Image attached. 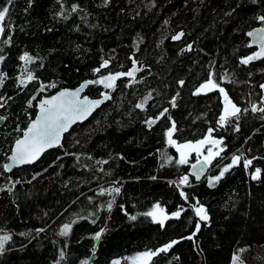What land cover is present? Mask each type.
<instances>
[{
	"label": "trees",
	"instance_id": "trees-1",
	"mask_svg": "<svg viewBox=\"0 0 264 264\" xmlns=\"http://www.w3.org/2000/svg\"><path fill=\"white\" fill-rule=\"evenodd\" d=\"M9 7L10 29L0 38V235L12 239L0 264H132L127 258L173 240L150 264H264V113L251 110L263 97L264 59L240 62L256 51L247 33L264 27L256 19L264 0H13ZM179 31L183 38L172 41ZM25 52L35 58L29 64L20 59ZM132 57L145 66L137 82L117 79L112 98L36 163L3 168L38 99L127 71ZM105 60L108 67L94 72ZM227 71L231 82L223 80ZM28 72L35 79L27 81ZM210 73L242 109L225 125L219 90L195 94ZM103 89L93 84L86 94ZM177 94L175 108L149 126ZM173 121L177 144L203 139L210 128L223 141L203 182L189 175L197 154L177 163L166 135ZM235 155L241 162L210 187ZM243 158L253 160L247 169ZM257 167L261 178L253 180ZM156 204L169 216L163 227L144 215ZM199 205L207 221L196 216ZM64 224L72 226L67 236Z\"/></svg>",
	"mask_w": 264,
	"mask_h": 264
},
{
	"label": "snow or ice",
	"instance_id": "snow-or-ice-1",
	"mask_svg": "<svg viewBox=\"0 0 264 264\" xmlns=\"http://www.w3.org/2000/svg\"><path fill=\"white\" fill-rule=\"evenodd\" d=\"M13 3V0H6V4L4 6H0V38L4 37L6 30L10 29V26L7 24L10 13V5ZM72 11H76V6H73ZM257 20L264 23V15H260L256 17ZM184 33H179L173 37L174 40H179ZM247 35L249 37H254L255 39L252 41L254 44H259V51L249 55L245 58L241 59L242 64H249L251 61L260 59L264 57V27L256 29L252 32H248ZM11 37H8L7 40H4L5 43L10 42ZM191 46H189L190 48ZM4 59L3 56H0V61ZM21 60L25 62V64L31 63L35 58L30 54L25 52L21 57ZM135 63V62H134ZM109 65V61L105 60L100 68L94 69V72L99 73L101 68H107ZM139 69L133 68L128 72H120V73H109L106 76H101L98 80H90L86 81L80 85L79 88L75 90L64 89L58 94L53 95L49 98L43 99L39 102V115L35 120L31 122L29 127L24 130L23 136L20 139H17L15 142L14 149L12 151L11 156L9 157L10 163H6L3 165V168L6 171H11L13 167L24 164L34 163L36 160L40 158V156L49 148H53L60 145L61 138L63 133L68 130V128L76 123L77 120L85 119L94 108L98 107L103 100H90L88 97L81 98L80 92L81 89L85 88L90 84H101L104 85L107 89H113L115 87V82L120 77H134L136 71ZM212 73H210V78L202 83L199 88L196 90L195 94L211 92L214 90H219L221 94H223L224 100V108L223 113L219 118L220 125H225L232 118H239V113H241L242 109L238 107L229 97L226 90L220 86V84L216 83L211 77ZM4 74H0V85L3 83ZM35 79L34 75L31 72L27 73L26 80L31 81ZM25 79H21L20 83L25 84ZM183 84V81H180ZM55 84L51 85H41V90L45 87H55ZM264 89V85L260 86ZM104 99L110 98L107 94H103ZM146 102V101H145ZM31 104V101L29 102ZM174 104V102H173ZM136 107L143 108L144 103L137 104ZM253 112L264 113V107H257L255 105L252 106L251 109ZM167 112V109L164 110ZM243 111H248V109H243ZM161 116L164 115L162 112ZM3 119V117H0ZM156 122L155 119H151L146 121V123L151 126ZM176 131L175 122H172V126L167 130V138L168 143L175 146L177 151L180 153V159L177 161L178 164H187L188 156L191 153L195 152L197 157L203 156V161H199L200 164L199 169H196V165H192L195 170V177L197 180L200 179L201 174L203 173L205 167L211 164L212 160L216 157L220 156L221 152L224 151L222 147H219L223 141L220 139H215L212 136L213 129L208 130V134L201 140L195 142H186L184 144H177L175 140H173V134ZM211 145V147H207V155H204L205 146ZM216 148V151L213 149ZM170 159V158H169ZM242 157L239 155H235L232 157V161L230 164L226 165L219 173V175L215 177H210L208 179V183L210 187L215 186V182L219 181L225 173H227L233 166L240 163ZM106 163V161L104 162ZM253 163L252 159L243 158V166L247 169ZM262 170L260 168H255L252 173V179L258 180L261 178ZM189 181L188 176H183L179 184H187ZM179 186V185H178ZM112 191L119 193V188H114ZM103 194V193H101ZM181 195L187 200V196L185 193L181 192ZM108 209L111 210L112 204L109 203L107 205ZM195 214L199 218L200 221H207L209 219L207 215V210L203 205H199L198 207L194 206ZM180 211L174 212L171 214L172 217H179ZM144 215L149 216L153 219L154 222L159 223L162 227L164 225L165 220L169 219V216L165 214V211L159 204H156L153 209ZM130 219L135 220L136 216H131ZM94 222V221H93ZM71 224H64L60 235L67 236L71 231ZM200 224L197 223L196 231H199ZM98 232L95 234V239L99 240L102 234ZM195 233H193V236ZM12 239L11 235L5 234L0 235V253H3L6 250V244ZM187 239H192V236L187 237ZM179 241L173 240L168 244H165L161 248L156 251H145L142 253H138L135 257H130L127 259L132 260V264H150L151 258L159 253L168 252L175 244ZM61 256H63V252H61ZM87 264V262H85ZM112 264H121L120 260H114Z\"/></svg>",
	"mask_w": 264,
	"mask_h": 264
},
{
	"label": "water",
	"instance_id": "water-1",
	"mask_svg": "<svg viewBox=\"0 0 264 264\" xmlns=\"http://www.w3.org/2000/svg\"><path fill=\"white\" fill-rule=\"evenodd\" d=\"M261 27H262V26L255 27V28L251 29L250 32H252V31H254V30H256V29H259V28H261ZM181 32H182V31H179L177 34H179V33H181ZM182 33H183V32H182ZM177 34H175L174 36H176ZM174 36H173V37H174ZM183 36H184V35H183ZM183 36H182L179 40H174L173 37H172V41H175V42L180 41V40L183 38ZM249 38H250V42H251V44H252L253 46H256V51H255V52L259 51V44H254V43H252V41H253L255 38H254V37H249ZM261 59H264V57H262V58H260V59H257V60H261ZM134 62H135V63H134ZM134 67L137 68V69H139L138 71H136L134 77H127V76H124V77H127L128 79L135 78L137 75H139V74L144 70V65H143V64H140L138 60H136L134 57H132V65L128 68L127 71H123V72H128V71L132 70ZM90 80H93V79H87V80H84V81H82L79 85H77V86L74 87V88H69V87L60 88V89H58L57 91H55L54 93H52V94H50V95H44V96H42L40 99H38L37 102H36V115H35V117H34V118L28 123L27 127H26L24 130H26V129L29 127V125L31 124V122H32L33 120H35V119L37 118V116L39 115V102H40L41 100L46 99V98H49V97H51V96H53V95H56V94H58V92H60V91H62V90H64V89L75 90V89L79 88L81 84H83V83L86 82V81H90ZM90 85H93V84H90ZM90 85H88V86H86L85 88L81 89V92H80V96H81V98H84V97L86 96V97H88L90 100H103V103H101L98 107L94 108V110L91 112V114L88 115L85 119L77 120L76 123L72 124V125L68 128V130H67L66 132L63 133V136H62L61 141H60V145L62 144L65 135H66V134L72 129L73 126H75L76 124L83 123V122L89 120V119L92 117V115H93L97 110H99L104 104H106V103L109 101V99L112 98V91H111V90L103 91V92L100 94V96H98V97H90L89 95L86 94V90H87V88H88ZM103 94H107L110 98H108V99H104V95H103ZM177 98H178V94L175 95V96L172 98V100H171V105L168 106V107H166V108H164V109L161 111V113L163 112L164 115L161 116V115H160L161 113H160V114L155 118L156 122L159 121L160 119H162V118L167 114V112L169 111L170 108H175V106H176V103H175V102H176ZM173 102H174V104H173ZM223 108H224V100H223V94H222V110H221V115H222V113H223ZM165 109H167V112L164 111ZM24 130H23V132H24ZM23 132H22V134H21L17 139L22 138V136H23ZM213 138H214V137H213ZM17 139H16V140H17ZM215 139H218V138H215ZM16 140L14 141V143H13V145H12L11 152H10V154L8 155V159H7V162H6V163H10L9 157H10L11 154H12V151H13V149H14V146H15V142H16ZM200 140H201V139H200ZM60 145H59V146H60ZM59 146H56V147H53V148H49V149H47V150H46V151L40 156V158H41V157H42L47 151H49V150H51V149H54V148H57V147H59ZM207 146H209V145H207ZM207 146H205V148H206ZM174 147H175V146H174ZM175 148H176V147H175ZM176 149H177V148H176ZM179 154H180V153H179ZM191 154H196V153L193 152V153H191ZM189 156H190V155H189ZM189 156H188V157H189ZM40 158H39V159H40ZM39 159H38V160H39ZM38 160H36L34 163H36ZM199 161L202 162V161H203V158L200 159ZM6 163H5V164H6ZM34 163H31V164H24V165H18V166L13 167V169H15V168H20V167L27 166V165H32V164H34ZM192 165H196V169L198 170L199 167H200V164L198 163V161H195L194 163L191 164L190 169H189V175H190L192 178H194V180H195L196 182H198V183H199V182H203V181L207 178V176L210 174L211 169H212L211 164L207 165V166L205 167L203 173L201 174L200 179L197 180L196 177H195V170L193 169ZM13 169H12L11 171H7V172L10 173V172L13 171ZM165 214H167V213H165Z\"/></svg>",
	"mask_w": 264,
	"mask_h": 264
},
{
	"label": "rangeland",
	"instance_id": "rangeland-1",
	"mask_svg": "<svg viewBox=\"0 0 264 264\" xmlns=\"http://www.w3.org/2000/svg\"><path fill=\"white\" fill-rule=\"evenodd\" d=\"M144 67H145V66H144ZM106 75H108V74H105V75H102V76H106ZM100 77H101V76H100ZM100 77H99V78H100ZM99 78H97V80H98ZM139 78H140V77H139ZM223 80H224V82H229V80H230V76H229L227 73H224V74H223ZM116 81H117V80H116ZM115 85H116V82H115ZM102 86H103V88H104L103 91H105V90H106V91H108V90L113 91V90L115 89V87H114L113 89H107V88L104 87V85H102ZM149 98H150V97L148 96V98L142 100L140 103H145V101H147V100L149 101ZM140 103H139V104H140ZM253 105H254V104H253ZM255 105H256V104H255ZM256 106H257V105H256ZM207 147H211V145H210V146H207ZM216 150H217L216 148L213 149V151H216ZM204 155H207V148L204 150ZM202 158H203V156L196 157V159L194 160V162H195V161H198V160H200V159H202ZM213 161H214V159L212 160L211 164L213 163ZM194 162H192V163H194ZM184 185H186V184H183V186H184ZM155 251H156V250H155ZM141 253H142V252H141ZM136 255H137V254H136ZM136 255H135V256H136ZM135 256H134V257H135ZM232 264H244V263H242L238 258H234Z\"/></svg>",
	"mask_w": 264,
	"mask_h": 264
},
{
	"label": "flooded vegetation",
	"instance_id": "flooded-vegetation-1",
	"mask_svg": "<svg viewBox=\"0 0 264 264\" xmlns=\"http://www.w3.org/2000/svg\"><path fill=\"white\" fill-rule=\"evenodd\" d=\"M139 63H140V61H139ZM140 64H143V63H140ZM144 65V64H143ZM143 72V71H142ZM142 72L140 73V74H142ZM229 76H230V82L232 81V74L230 73V72H226ZM139 74V75H140ZM139 75H137L135 78H131V79H128L127 77H122V78H125V79H128L130 82H132V83H135V82H137L138 80H139ZM205 83V82H204ZM264 85V84H263ZM222 87V86H221ZM199 88V87H198ZM114 91V90H113ZM113 91H112V93H113ZM262 95H263V97L261 98V101H258L257 102V104L256 105H258V104H263L264 103V89H262ZM221 96H222V94H221ZM148 98V97H147ZM146 99V98H145ZM231 99V98H230ZM144 100V99H143ZM232 100V99H231ZM233 101V100H232ZM234 102V101H233ZM148 103V100L144 103V105H146ZM176 103V102H175ZM238 107H240L241 108V106L240 105H238L236 102H234ZM249 104H252V103H249ZM171 105V104H170ZM253 105V104H252ZM255 105V106H256ZM153 119H155V118H153ZM206 149V148H205Z\"/></svg>",
	"mask_w": 264,
	"mask_h": 264
},
{
	"label": "bare ground",
	"instance_id": "bare-ground-1",
	"mask_svg": "<svg viewBox=\"0 0 264 264\" xmlns=\"http://www.w3.org/2000/svg\"><path fill=\"white\" fill-rule=\"evenodd\" d=\"M106 91V90H105ZM208 215V214H207Z\"/></svg>",
	"mask_w": 264,
	"mask_h": 264
}]
</instances>
